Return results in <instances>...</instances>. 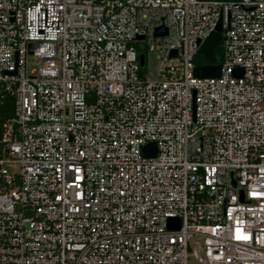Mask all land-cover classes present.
Wrapping results in <instances>:
<instances>
[{
    "label": "built area",
    "instance_id": "2783aa9c",
    "mask_svg": "<svg viewBox=\"0 0 264 264\" xmlns=\"http://www.w3.org/2000/svg\"><path fill=\"white\" fill-rule=\"evenodd\" d=\"M7 101L0 264H264V0H0Z\"/></svg>",
    "mask_w": 264,
    "mask_h": 264
},
{
    "label": "water",
    "instance_id": "95a60500",
    "mask_svg": "<svg viewBox=\"0 0 264 264\" xmlns=\"http://www.w3.org/2000/svg\"><path fill=\"white\" fill-rule=\"evenodd\" d=\"M161 33V30L158 29L156 30L155 35L160 36ZM138 40H141V38H138ZM220 43V24H218L215 32H213L206 40H204V42L201 43L199 47L198 54L202 55L209 65L203 67H195L193 73L196 78H217L219 76L220 67L216 64L215 54L216 50L220 47ZM139 64L141 67L144 64L142 56L139 57ZM234 76H241V72L235 71ZM142 152L145 157L153 158L156 155V146L154 144H148L143 148ZM232 186H235L234 183H232ZM177 228V226H173L172 224L169 225V229Z\"/></svg>",
    "mask_w": 264,
    "mask_h": 264
},
{
    "label": "rangeland",
    "instance_id": "374dc122",
    "mask_svg": "<svg viewBox=\"0 0 264 264\" xmlns=\"http://www.w3.org/2000/svg\"><path fill=\"white\" fill-rule=\"evenodd\" d=\"M130 46L135 50V52L139 56L144 57L145 65L143 68L145 70V77L147 80H152L154 78V70H155V67H156L157 62H158L157 54L149 52L144 41L132 42ZM221 52H222V49L219 47L217 49V53H216L218 58L221 57ZM203 61L204 60H203L202 56H198L196 59L197 63H202ZM28 63L30 65H36V64H38V60L29 57ZM190 243L193 245L194 249H195V247H197L192 242H190ZM188 264H197V263L192 258H190Z\"/></svg>",
    "mask_w": 264,
    "mask_h": 264
},
{
    "label": "trees",
    "instance_id": "16d2710c",
    "mask_svg": "<svg viewBox=\"0 0 264 264\" xmlns=\"http://www.w3.org/2000/svg\"><path fill=\"white\" fill-rule=\"evenodd\" d=\"M223 1H237V0H223ZM217 53V52H216ZM11 102L7 101L3 106L0 107V124L1 117L6 118L10 116Z\"/></svg>",
    "mask_w": 264,
    "mask_h": 264
}]
</instances>
